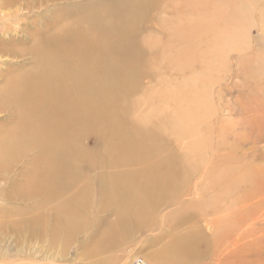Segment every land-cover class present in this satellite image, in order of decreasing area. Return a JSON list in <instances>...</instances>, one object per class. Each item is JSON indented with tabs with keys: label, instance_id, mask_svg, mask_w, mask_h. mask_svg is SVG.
I'll list each match as a JSON object with an SVG mask.
<instances>
[{
	"label": "rangeland",
	"instance_id": "rangeland-1",
	"mask_svg": "<svg viewBox=\"0 0 264 264\" xmlns=\"http://www.w3.org/2000/svg\"><path fill=\"white\" fill-rule=\"evenodd\" d=\"M90 1L0 0L5 47L0 83L3 73L29 68L26 49L43 12L54 15ZM147 18L137 23L133 38L146 66L126 118L158 124L160 154L174 155L148 171V177L164 182L165 203L149 225L112 230L114 244L107 254L85 257L96 243L88 241L94 223L105 231L112 216L110 209L101 210L96 194L102 176L107 180L113 170L129 167L89 168L79 162L81 232L62 252L54 245L60 242L34 238L27 223L18 229L13 222L19 217L16 210L28 214L36 203L21 200L15 189L36 152L31 151L14 161L8 174L0 170V264H98L104 258L111 259L104 264H157L161 255L179 254L180 239H187L188 247L195 241L192 251L184 252L183 264H264V0H156ZM13 121L10 113L0 112V132ZM97 146L93 135L81 137L82 148ZM85 182L92 191L83 187ZM86 197L90 227L82 217Z\"/></svg>",
	"mask_w": 264,
	"mask_h": 264
},
{
	"label": "bare ground",
	"instance_id": "bare-ground-1",
	"mask_svg": "<svg viewBox=\"0 0 264 264\" xmlns=\"http://www.w3.org/2000/svg\"><path fill=\"white\" fill-rule=\"evenodd\" d=\"M8 1L47 5L51 0ZM155 6L156 0H91L85 5L71 4L70 11L56 10L54 15L43 12L26 49L29 68L3 73L0 112L10 113L14 121L0 132V170L8 174L14 161L36 150L15 188L21 200L36 203L28 214L25 209L16 210L19 217L13 222L18 229L27 223L34 238L60 242L54 245L62 252L81 232L79 162L91 165L89 168L129 167L123 172L113 170L110 179L102 176L96 194L103 202L101 210L110 209L113 217L102 232L94 223L95 233L88 241L96 243L85 257L107 254L114 244L112 230L128 224L149 225L167 199L164 182L148 177V171L155 167L151 164L160 165L174 155L169 151L160 154L163 142L158 124L126 118L133 108L129 98L146 66L133 42L136 25L150 21L147 13ZM3 48L0 41V50ZM85 134L95 137L96 149L81 147ZM121 175L124 180H117ZM83 187L92 191L87 182ZM71 188L73 192L68 194ZM82 205V217L90 227L87 197ZM186 241L180 239L175 257L161 255L156 263L183 264L184 252H191L195 243L191 240L188 247ZM108 261L111 259L104 258L98 264ZM133 264L144 263L135 260Z\"/></svg>",
	"mask_w": 264,
	"mask_h": 264
}]
</instances>
